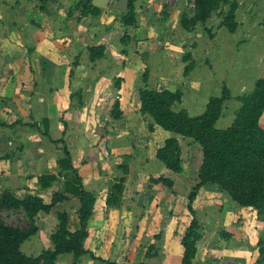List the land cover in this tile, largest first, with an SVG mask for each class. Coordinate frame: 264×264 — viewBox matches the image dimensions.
I'll return each mask as SVG.
<instances>
[{"label":"crops","instance_id":"crops-1","mask_svg":"<svg viewBox=\"0 0 264 264\" xmlns=\"http://www.w3.org/2000/svg\"><path fill=\"white\" fill-rule=\"evenodd\" d=\"M62 2L48 3L41 13L34 3L23 0L19 9H23L21 17L24 19L17 18L19 16H16L11 4L6 10H2L4 4L0 5L1 179L4 183H9L6 189L15 191L17 196L22 191L23 194L19 196L21 198L30 194L47 201L49 193L40 191L38 180L43 175L56 174L57 160L63 155L62 144L50 143L45 134L54 141H65L72 166L84 189L94 194L98 191L108 193V196L100 199L98 195L96 197L93 217L88 221L89 236L85 241V248L93 255L97 253L96 257L99 255L105 261L124 264L108 257L111 249L115 251L120 246L125 248L124 239L127 235L128 242L129 238L128 233L124 234L123 221L113 218L116 209L128 203L136 213L153 205L156 192L155 187L150 185L149 178L158 176L169 178L174 183L172 191L158 186L163 200L160 205L170 207V196H176L174 177L179 175V179L194 185L201 163L200 151L195 145L190 140L180 139L178 141L183 167L181 174L170 173L155 161L156 150L170 135L157 128L149 131L148 119L138 111V90L144 86L157 91L179 90L182 93L181 102L174 106V110L182 109L188 114L189 109L175 107L185 104V101L193 102V99L190 92L187 93L188 88L184 90L180 82H173L174 75L163 74L165 64L169 67L172 64L176 72L180 70L177 68L176 58L173 61L166 53L172 44L166 43L167 46H162L163 49L158 48L161 50L159 52L149 49L142 52L140 46L138 49L130 45L140 27L128 30L131 39L125 44L110 28L117 23L110 12H105V17L102 12L97 19H92L88 16L80 18L79 12L75 11L68 18L67 11L76 3L71 1L72 6L65 9V15H60L58 12L63 11ZM105 10L111 11L108 8ZM124 32L123 30L122 36ZM98 46L104 47L103 57L91 62L87 48ZM173 46L179 45L173 43ZM194 48L195 45H192L190 50L193 51ZM164 50L166 52H162ZM191 93L194 94L192 90ZM116 102L121 111L118 120H114L111 115ZM184 146L189 149V157H184ZM123 156L128 158L124 160L121 158ZM136 159L138 163H146L152 159V166L149 167L151 175L141 172L139 176L131 175L132 167L135 166L133 160ZM122 165L128 167L127 173L117 174L116 168ZM70 179V175L66 178L59 177L49 191L62 192L63 183ZM118 184L124 186V194L122 192L121 196L119 194L122 187L118 189ZM114 186H117L116 190ZM64 195L68 197L67 201L58 204L49 214L39 213L35 219L38 231L41 218L47 220L44 225L49 230L48 241L57 226V211H65L69 215L71 229L77 228L79 201L69 193ZM214 198H223L229 206L236 207L216 188L208 186L200 188L193 208H208L211 211L214 208ZM108 200L111 201L110 204ZM219 210L223 212L222 207ZM156 212L157 210L152 212V216ZM162 214L165 220L169 217L168 212ZM167 223L166 221L165 224ZM171 223L172 231L169 232V228H166L163 257L150 259V264H160L159 261H162L161 264H172V259L180 264L176 257L180 253V243L173 233L181 230L176 228L179 226L178 220L173 219ZM188 224L185 222L182 229ZM115 225L119 227L116 228ZM132 229L133 233L131 228L127 231L133 235L142 232L138 226ZM210 237L211 234L208 233L198 241L197 261L198 254L206 248ZM132 243L133 238L128 245ZM218 248L221 249L214 250L235 257L233 260H240L241 264L250 261L248 251L233 250V244L230 246L225 242L224 245H218ZM179 258L181 259V255Z\"/></svg>","mask_w":264,"mask_h":264},{"label":"trees","instance_id":"trees-1","mask_svg":"<svg viewBox=\"0 0 264 264\" xmlns=\"http://www.w3.org/2000/svg\"><path fill=\"white\" fill-rule=\"evenodd\" d=\"M34 3L42 13L48 3L57 0H27ZM92 0H81L71 7L66 15L71 17L79 11L80 18L90 17L97 19L105 9L98 8L91 3ZM128 0L125 11L114 13V20L121 24L124 36L121 41L125 44L131 39L129 29H138L135 2ZM192 8L181 10L178 25L185 33H191L197 28L212 36L209 22L216 15L222 18L220 27L229 33L237 28L236 12L237 2L234 0H191ZM228 6L227 10L222 9ZM166 6L159 13V17L166 18ZM159 25V23H158ZM264 31V18L261 22ZM103 46L89 47L87 52L89 60L94 62L103 57ZM190 52L183 56V60L190 59ZM193 68V63L185 67L184 75ZM144 77V76H143ZM182 93L179 90H155L146 86L138 90V111L148 119L150 132L156 128L165 134L172 133L185 140L200 151L201 163L196 173V183L187 195L186 209L191 219L179 237L182 247L180 264H197V243L202 239V228L199 225L198 212L193 210L192 202L196 199L202 187H214L222 193L236 207L246 208L257 216L264 217V129L259 121L264 113V78L253 82L249 90L231 94L230 89L221 85L220 94L210 97L204 111L197 116H190L185 110H174V106L181 102ZM235 101L238 108L233 114L232 122L225 128L216 125L224 116L226 103ZM112 118L118 120L121 116L119 104L116 102L112 108ZM45 137L50 143L62 144V158L57 160L56 174L43 175L38 180L40 191L48 192L49 199L44 201L38 195L27 194L18 197L13 190L0 193V210L23 211L29 220L26 229L12 227L0 218V264H57L61 256H72L70 264H78L80 258L87 256L90 260L106 264H116L95 257L85 248V241L89 236L88 221L93 217L96 195L86 191L79 175L72 166V158L63 140H52L47 134ZM155 161L173 174L183 172L181 147L177 137L166 138L155 152ZM122 167H125L122 165ZM126 168V167H125ZM71 179L63 183V191H49L59 177ZM152 187L161 186L171 190L174 183L164 176L150 177ZM119 189V187H118ZM64 193L79 201L76 212L77 228L72 230L69 225V215L65 211L56 212L57 226L50 234V247L43 249L36 256L26 255L22 247L32 236L37 234L38 228L35 219L39 213L49 214L58 204L68 200ZM122 190L119 194L121 196ZM120 198V197H119ZM109 204L111 203L108 200ZM230 238L225 232L220 234ZM156 237H159L157 235ZM259 244L262 241L258 242ZM262 245V244H261ZM259 247V246H258ZM150 246L145 258L158 256V250ZM260 259L255 264H261L264 257L263 247H259ZM131 264V263H130ZM132 264H147L145 262Z\"/></svg>","mask_w":264,"mask_h":264},{"label":"rangeland","instance_id":"rangeland-1","mask_svg":"<svg viewBox=\"0 0 264 264\" xmlns=\"http://www.w3.org/2000/svg\"><path fill=\"white\" fill-rule=\"evenodd\" d=\"M71 1L75 4L78 0H57V2H62L61 8L63 11H61L62 13L58 12L60 15H65V9L70 8ZM234 1H236L238 5L236 12L237 28L235 32L229 33L225 28L220 27L222 18L216 15L208 25L212 30V36H209L206 32L200 30V28H197L191 33H185L180 29L178 25L179 14L182 9H190L193 7L191 0H137L135 2L137 21L140 28L136 31V35L130 45L135 48L138 47V49L140 46V51L142 52H144L145 49L156 50L159 52L161 50L158 48L162 46L166 47V43L172 44L167 52L165 50L162 52L168 53L170 58H173V61L174 58H176L177 68L180 70L176 72V68H172V64H170L171 67L165 64L163 74L174 75L173 82H180L181 85H183L184 90H187L188 88L187 93L190 92L191 99H193V102L190 101V103H188L185 101L186 105H177L175 109L186 108L189 109V115H200L205 109L207 100L210 97L218 96L220 94L221 85L227 86L230 89L231 94L235 95L245 92L253 87V82L256 79L264 78V31L263 26L261 25L264 18V0ZM3 4L4 6L2 7V10L8 9L11 4L16 11V16H19L17 18L24 19L21 17L23 14L20 13L23 9H19V6L23 5V0H0V5ZM114 4L115 0H111L110 5ZM165 6L167 17L162 19L159 17V13L164 10ZM227 8L228 6H224L222 9L227 10ZM108 10L111 11L105 12H110L111 15H109L113 17L115 15L114 8L108 7ZM105 12L103 14L104 17L106 16ZM104 26L106 27V25ZM60 27L63 28L62 26ZM110 28H113V31L118 38L123 37L122 33L124 29L121 24L114 23V26ZM173 43L175 45L178 44L179 46H173ZM192 45H195L193 51L190 50ZM132 47L131 50L133 51ZM188 52H190L191 57L187 61H184L183 56L188 54ZM190 63H193V68L187 72L188 77L183 76L185 67ZM191 90L194 92L193 95ZM237 108L238 103L235 101L226 103L224 116L218 121L216 126L218 128L229 126ZM259 124L261 128L264 129V113L260 118ZM168 134L170 137L175 136L177 139L185 140L172 133ZM187 146L188 145H186V147ZM187 150L189 149L184 146V157H189ZM121 158L125 160L128 156H123ZM133 163L135 166L134 168L132 167V176H139L140 172L151 175L152 172H150L149 167L152 166V159L148 160L146 163H138V160L136 159L135 161L133 160ZM116 169L117 174L127 173L128 171V167L125 168L120 166ZM178 176L179 175L174 177L176 182L174 188L176 196L174 198L173 196H170V207H162L160 205L162 200L161 194L158 186H156L154 188L156 194L153 205L136 213L134 212V208L128 203L126 206L116 209L117 212L113 215V218L123 221L122 224L125 225L124 234L128 233L129 238L128 242L127 235L126 239H124L126 242L125 248L120 246L115 251L111 249V254H109L108 257H112L113 261L123 262L124 264L140 262L150 264L149 260L153 257L147 259L145 258V255L149 251L150 246H153L154 249L158 250L157 258L161 259L163 257L162 252L165 250L163 246L164 237L168 228L169 232L172 231L173 226L170 225H173L171 223L173 219L179 221V226L176 228L181 231L178 232L176 230L173 233L174 237L179 239L186 229H182V225L185 222L189 223L191 219L186 209V204L187 195L192 189L193 184H189L186 180L179 179ZM1 178L3 179L0 173V193L5 191L7 184H9L8 182L4 183ZM118 187L121 188V184H118ZM113 188L116 190L117 186H114ZM123 188L124 186L121 190ZM163 189L167 190L165 187H163ZM22 194L23 192L20 191L18 197ZM95 195L96 197L98 195L100 199L102 196H108V193L98 191ZM212 200L215 209L213 208L211 211H209L208 208L194 209V201L192 202L193 210L198 212L199 215V225L202 228L203 236L208 233L211 234V239L208 238L209 242L206 244V248L204 247L201 253L197 256V264H241L240 260H233L236 259L235 257L229 255L226 256L214 250L221 249L218 248V245L220 246L222 243L224 245L225 242L230 244V246L233 244V250H247L250 259L247 264H255L257 260L261 258L259 247L262 246L264 249V217L257 216L246 208L231 207L227 201L223 200V198H214ZM221 207L223 208V212H220L221 210H219ZM155 210H157V212L152 216V212ZM214 210L216 211V214H214ZM163 212H168L169 217L172 216L174 218L170 219L168 217L165 220L163 214L161 215ZM184 212H187V214L185 215ZM222 213L224 215H222ZM0 218L12 227L26 229L29 226V220L23 211L0 210ZM45 221L47 220L41 218V221L38 222L39 231L35 235V239L34 236H32L22 247V250L26 255L36 256L43 249L50 247L48 241L49 230L48 228H45ZM166 221L168 222L167 224H165ZM144 222L145 224H143ZM136 226H138L139 229H142V232H136L135 235H133L132 227L134 228ZM114 227L117 228L119 225H115ZM130 228L132 233L127 231V229L129 230ZM114 232L115 231L113 230V233ZM221 232L227 233L230 235V238L222 237L220 235ZM157 235H159V237H156ZM132 238L133 243L128 245ZM259 241H262V245L258 243ZM179 246L180 253L176 255L178 261H180L179 256L182 252L181 245ZM246 247H248V249ZM154 249L152 253L154 252ZM129 251H132L130 255L128 254ZM115 255H117V258ZM94 256L96 257L97 253H94ZM82 258H80L78 264H106L89 260V258L84 260ZM71 261L72 256H61L58 259L57 264H70ZM261 261V264H264V257H262ZM159 262L160 264L162 263V261ZM171 263L178 264L174 259H172Z\"/></svg>","mask_w":264,"mask_h":264},{"label":"water","instance_id":"water-1","mask_svg":"<svg viewBox=\"0 0 264 264\" xmlns=\"http://www.w3.org/2000/svg\"><path fill=\"white\" fill-rule=\"evenodd\" d=\"M111 0H92L91 3L92 5L102 8V9H107L108 7H113L117 11H125L128 6V0H116L114 5H110ZM21 14L23 13L22 11L20 12Z\"/></svg>","mask_w":264,"mask_h":264},{"label":"flooded vegetation","instance_id":"flooded-vegetation-1","mask_svg":"<svg viewBox=\"0 0 264 264\" xmlns=\"http://www.w3.org/2000/svg\"><path fill=\"white\" fill-rule=\"evenodd\" d=\"M116 1V0H115Z\"/></svg>","mask_w":264,"mask_h":264}]
</instances>
